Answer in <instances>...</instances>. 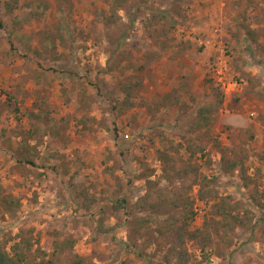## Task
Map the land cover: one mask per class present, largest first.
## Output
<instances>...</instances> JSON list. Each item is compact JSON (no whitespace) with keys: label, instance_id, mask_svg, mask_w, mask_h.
<instances>
[{"label":"rangeland","instance_id":"1","mask_svg":"<svg viewBox=\"0 0 264 264\" xmlns=\"http://www.w3.org/2000/svg\"><path fill=\"white\" fill-rule=\"evenodd\" d=\"M0 254L264 264V0H0Z\"/></svg>","mask_w":264,"mask_h":264},{"label":"trees","instance_id":"2","mask_svg":"<svg viewBox=\"0 0 264 264\" xmlns=\"http://www.w3.org/2000/svg\"><path fill=\"white\" fill-rule=\"evenodd\" d=\"M206 123H208V121ZM0 264H15V263H13V260L9 258L7 255L0 254Z\"/></svg>","mask_w":264,"mask_h":264}]
</instances>
